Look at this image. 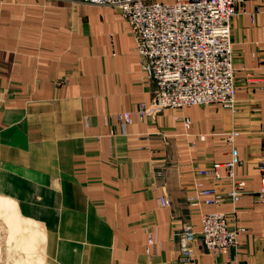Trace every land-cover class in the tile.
<instances>
[{
  "label": "crops",
  "instance_id": "crops-1",
  "mask_svg": "<svg viewBox=\"0 0 264 264\" xmlns=\"http://www.w3.org/2000/svg\"><path fill=\"white\" fill-rule=\"evenodd\" d=\"M231 38L235 109L164 107L121 123L117 112L150 103L152 84L118 6L0 0V196L52 236V264L62 256L65 264H264V207L255 197L264 161V0L237 5ZM232 154L246 191L235 203L190 204L196 180L229 189L227 178L199 177L195 168ZM209 210L244 230L225 252L207 249L198 234L186 258L177 231L183 222L198 231Z\"/></svg>",
  "mask_w": 264,
  "mask_h": 264
},
{
  "label": "built area",
  "instance_id": "built-area-1",
  "mask_svg": "<svg viewBox=\"0 0 264 264\" xmlns=\"http://www.w3.org/2000/svg\"><path fill=\"white\" fill-rule=\"evenodd\" d=\"M94 4H113L128 20L135 41L134 49L140 66L152 84V97L148 105L141 103L135 111L116 113L121 123H129L133 116L142 118L148 111L164 107L180 108L191 104L218 103L235 109L233 41L231 21L237 5L244 0H84ZM255 12L251 13L254 17ZM187 127L190 119L183 116ZM234 133H229L232 139ZM201 139L204 134H200ZM232 154L225 161L207 162L195 168L199 177L214 180L227 178L226 191L204 186L200 180L193 184L190 204H214L229 198L235 203L246 191V181L236 177L235 167L240 163ZM225 168V175L219 169ZM260 186L256 201L264 207V161H258ZM166 204L167 197L161 196ZM234 211V210H233ZM234 213V212H233ZM232 213V214H233ZM244 230L230 225L226 212L203 211L200 228L195 231L187 222L181 223L177 233L181 236L180 253L192 255V243L200 234L204 246L214 251H228L234 246L237 235ZM153 244V240L149 239Z\"/></svg>",
  "mask_w": 264,
  "mask_h": 264
},
{
  "label": "rangeland",
  "instance_id": "rangeland-1",
  "mask_svg": "<svg viewBox=\"0 0 264 264\" xmlns=\"http://www.w3.org/2000/svg\"><path fill=\"white\" fill-rule=\"evenodd\" d=\"M52 236L22 220L15 203L0 196V264H52ZM62 264L68 262L63 256Z\"/></svg>",
  "mask_w": 264,
  "mask_h": 264
}]
</instances>
